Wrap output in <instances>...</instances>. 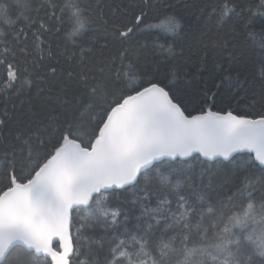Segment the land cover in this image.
Wrapping results in <instances>:
<instances>
[{
  "label": "snow or ice",
  "instance_id": "obj_1",
  "mask_svg": "<svg viewBox=\"0 0 264 264\" xmlns=\"http://www.w3.org/2000/svg\"><path fill=\"white\" fill-rule=\"evenodd\" d=\"M65 11L0 0V264H203L264 200V0H79L53 47Z\"/></svg>",
  "mask_w": 264,
  "mask_h": 264
},
{
  "label": "clouds",
  "instance_id": "obj_2",
  "mask_svg": "<svg viewBox=\"0 0 264 264\" xmlns=\"http://www.w3.org/2000/svg\"><path fill=\"white\" fill-rule=\"evenodd\" d=\"M218 215L222 219L212 229L216 239L203 264H235L228 253L232 247L229 241L240 235L255 253H264V200H245L238 207Z\"/></svg>",
  "mask_w": 264,
  "mask_h": 264
},
{
  "label": "trees",
  "instance_id": "obj_3",
  "mask_svg": "<svg viewBox=\"0 0 264 264\" xmlns=\"http://www.w3.org/2000/svg\"><path fill=\"white\" fill-rule=\"evenodd\" d=\"M152 2L153 3H163V0H152ZM181 2L182 0H168L169 5H179ZM62 3L64 7L66 8L65 16H64V23H63V33L61 34V36H54L53 47L60 45L62 41L64 44H67L68 46H70L72 40L77 39V37H74V36L79 34V31H77L78 29L77 21H80L84 23L85 25L87 24V17L84 16L83 13L79 11V0H62ZM177 10H182V9L178 8ZM154 23L158 25V30L161 31L162 33L166 32V29L169 25V21L167 18H161V20L155 21ZM3 71H4L3 69H0V76L3 75ZM205 77H207V72H205ZM203 87L204 85L202 84L193 85V89L203 88ZM213 103L218 104L219 101H212L211 98L209 97V106H211ZM251 103L252 101H249L248 104L240 105L241 113H243L244 111H248V112L258 111V109L249 108L248 105ZM232 108L235 109L236 105L233 104ZM213 110H216V108H214Z\"/></svg>",
  "mask_w": 264,
  "mask_h": 264
}]
</instances>
